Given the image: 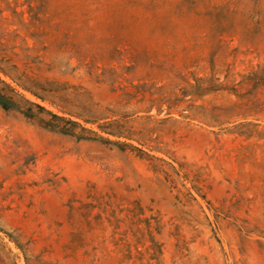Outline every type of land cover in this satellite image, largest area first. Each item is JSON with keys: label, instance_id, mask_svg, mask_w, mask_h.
Masks as SVG:
<instances>
[{"label": "rangeland", "instance_id": "374dc122", "mask_svg": "<svg viewBox=\"0 0 264 264\" xmlns=\"http://www.w3.org/2000/svg\"><path fill=\"white\" fill-rule=\"evenodd\" d=\"M0 80L79 125L0 107V264H264V0H0Z\"/></svg>", "mask_w": 264, "mask_h": 264}, {"label": "trees", "instance_id": "16d2710c", "mask_svg": "<svg viewBox=\"0 0 264 264\" xmlns=\"http://www.w3.org/2000/svg\"><path fill=\"white\" fill-rule=\"evenodd\" d=\"M0 84L2 85V87L0 88V107L3 108L4 110H17L21 112L23 115H25L27 118H34L38 114V112H34V110L37 109V111L39 112H46L48 115L52 117L54 121L65 122L63 118L50 114L38 104L27 99L25 96L17 94L14 91V89L4 81L0 80ZM21 87L24 91H26L36 99L43 100V98L33 90L36 89V86L27 87L24 84H22ZM65 123H68L71 126H79L77 123L71 121H67ZM61 132L65 134L73 135V132L70 129L63 128L61 129Z\"/></svg>", "mask_w": 264, "mask_h": 264}]
</instances>
